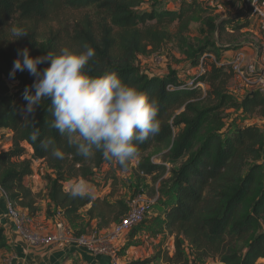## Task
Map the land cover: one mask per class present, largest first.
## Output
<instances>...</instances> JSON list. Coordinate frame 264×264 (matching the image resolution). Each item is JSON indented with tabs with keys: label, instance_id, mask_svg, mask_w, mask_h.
<instances>
[{
	"label": "trees",
	"instance_id": "trees-1",
	"mask_svg": "<svg viewBox=\"0 0 264 264\" xmlns=\"http://www.w3.org/2000/svg\"><path fill=\"white\" fill-rule=\"evenodd\" d=\"M169 1L0 0V132H8L10 138L7 149L0 152V186L25 221H32L42 198L26 181L34 176V162L45 165L50 172L45 196L48 212L55 213L47 216L54 220L59 213L74 238L109 230L127 215L128 204L122 200L111 203L107 197L95 198L90 193L73 197L71 192L81 181L95 183L104 166L110 167L104 180L112 179L116 185L115 174L133 171L132 161L121 167L99 152L89 158L76 155L75 147L49 126L48 100L34 113L40 136L33 142L31 121L24 120L27 102L23 93L35 78L27 70L10 76L18 49L27 47L37 57L57 53L64 46L80 51L88 45L95 50L85 68L89 75L114 71L157 103L161 130L138 144L141 161L135 175L160 183L162 226L174 238L175 247L166 262L264 264V123L259 124L264 122V94L251 87L244 95H235L231 65L217 57L216 62L206 63L207 54L219 55L215 44L188 42L193 23H202L211 38L221 36L233 20L214 16L215 9L204 7L199 0L183 2L176 11L167 9ZM143 4L149 9L141 10ZM258 4L263 6L264 0ZM68 10H93V14L61 28ZM13 27H22L27 36L13 40ZM168 43L177 44L192 69L203 64L204 73L189 80L204 84V91L186 87L188 80H180L174 72L149 76L140 71L138 57ZM229 111L245 118L244 125L227 124ZM256 119L259 122L252 123ZM45 138L55 140V146L65 153L63 160L53 158L50 149L41 146ZM151 150L164 152L162 162L150 159ZM8 250L5 229L0 228V252Z\"/></svg>",
	"mask_w": 264,
	"mask_h": 264
},
{
	"label": "clouds",
	"instance_id": "clouds-1",
	"mask_svg": "<svg viewBox=\"0 0 264 264\" xmlns=\"http://www.w3.org/2000/svg\"><path fill=\"white\" fill-rule=\"evenodd\" d=\"M11 31L16 37L13 40L27 36L22 27ZM94 56L95 50L88 45L80 51L64 46L57 53L37 57L25 47L18 49L10 76L27 70L35 78L23 93L27 102L24 120L31 121L33 142L40 136L34 113L42 101L48 100L47 111L52 116L49 126L75 147L76 155L89 158L99 152L104 159L127 167L139 154L138 144L161 130L157 103L136 86L123 82L114 71L89 75L85 68ZM41 64L48 66L40 69ZM40 143L45 150L50 149L53 158L64 159L65 153L55 146L54 139L45 138ZM86 191V183L81 181L71 196H83Z\"/></svg>",
	"mask_w": 264,
	"mask_h": 264
},
{
	"label": "rangeland",
	"instance_id": "rangeland-1",
	"mask_svg": "<svg viewBox=\"0 0 264 264\" xmlns=\"http://www.w3.org/2000/svg\"><path fill=\"white\" fill-rule=\"evenodd\" d=\"M193 0H170L167 6L168 10H177L180 5L184 3H191ZM204 2V7L214 8V16L217 15L224 19H231L234 21L233 25H228L226 31L221 35H214L208 37L207 28L200 22L193 23L190 26L187 35L188 42L194 46L202 45L206 41L215 44L216 50L219 52L218 56L207 54L206 63L209 65L217 58L219 61H232L235 54L241 50L246 54L254 51L255 59L261 62L262 50L264 48V35L261 31L260 20L257 16H253L252 0H199ZM245 5V9L244 8ZM148 4H143L141 10H148ZM243 12V14H241ZM93 14V10L80 11H66L62 27H71L81 17ZM238 14H241L238 16ZM245 25V28H240ZM54 27H59L54 24ZM172 32L176 31V27L170 28ZM213 56V57H210ZM248 59L246 55V60ZM255 61V60H254ZM218 62V61H217ZM219 63V62H218ZM191 63L182 54L176 43L165 44L159 51L141 55L138 57L137 66L142 73L149 76H166L170 72H174L176 76L182 81L189 80L195 74V70L190 67ZM260 68H263L261 65ZM239 82H233L232 86L235 88ZM237 89H240L239 87ZM227 124L231 126L244 125L245 118L234 111L227 113ZM10 142L8 132H0V152L7 149ZM164 153V152H163ZM158 150H151L148 156L155 162H162L161 155ZM31 153L29 152V156ZM141 158L132 160L133 171L126 173L115 174L118 178L116 185L113 184L112 179L105 181V175L110 172V167L104 166L99 173L96 174L95 183L87 186V191L95 198L104 199L107 197L108 201L114 203L116 200H122L127 203L138 196H141L147 201H154V204L149 207L148 214L145 216L144 222L126 235L119 244V258L124 264H168L165 257H172L175 253L174 238L170 237L163 229L162 215L164 206L162 199L158 194L160 183L154 184L150 178L136 177L135 169H137ZM34 176L27 180V185L33 188L36 193L40 194L42 198L41 203L45 204L46 215H54L55 213L48 212V204L46 203L47 194V177L50 172L47 171L45 165L34 162L33 163ZM113 184V185H112ZM76 184L73 185L72 189ZM88 194V193H87ZM160 198V201H158ZM165 200V199H163ZM21 213V210L17 208ZM113 227V226H112ZM103 232V231H102ZM107 232V230H106ZM0 253V260L4 259ZM207 264H214L211 261Z\"/></svg>",
	"mask_w": 264,
	"mask_h": 264
},
{
	"label": "built area",
	"instance_id": "built-area-1",
	"mask_svg": "<svg viewBox=\"0 0 264 264\" xmlns=\"http://www.w3.org/2000/svg\"><path fill=\"white\" fill-rule=\"evenodd\" d=\"M253 16H257L260 20L261 30L264 35V5L258 4V0H252ZM213 57V56H210ZM216 62V60L214 61ZM261 64L246 63V54L237 52L230 65L234 72L235 79L241 83L243 89L256 87L264 94V48L262 50ZM263 65V68H260ZM204 73L203 64L195 69V75ZM186 87L200 88L205 90V85L196 83L191 79L186 83ZM242 90V88H240ZM8 147V146H7ZM0 196L5 200L7 208V217L11 220L16 231L23 236L30 246H41L44 248H54L60 246L63 242L74 241L78 249H85L93 256H107L110 258L111 264H124L119 258V244L123 238L128 235L135 227H137L148 213L149 207L154 201H147L141 196L131 199L128 202V213L111 229L103 232L91 231L86 235L73 238L71 231L64 221L57 214V217L50 225H38L30 227L27 225L24 217L14 208L8 198L5 190L0 186ZM0 228L7 230V226L0 221Z\"/></svg>",
	"mask_w": 264,
	"mask_h": 264
},
{
	"label": "crops",
	"instance_id": "crops-1",
	"mask_svg": "<svg viewBox=\"0 0 264 264\" xmlns=\"http://www.w3.org/2000/svg\"><path fill=\"white\" fill-rule=\"evenodd\" d=\"M246 7L244 5L243 9H245ZM241 14H243V12ZM241 14H238V16ZM250 51L251 53L249 54H246L244 52L248 57L246 63H257V66L260 65V61H257L255 59V55L253 54L254 51ZM238 52H241V50H239ZM230 63L231 61L227 60H225L224 62V64ZM234 82L236 83L238 81L234 79ZM238 87L242 88V90L237 89ZM248 89L249 88L243 89L241 83H239V85L235 88H231L235 95L237 93L244 95L245 92L248 91ZM256 122H259V120L256 119L252 123ZM263 123V121H260L259 124ZM42 202L43 201H41V203ZM41 203L38 216L32 221L26 222L28 226L37 227L38 225H50L52 224V221L55 220H52V218H48V216L46 215L45 204H42L41 206ZM46 203L49 205L48 201H46ZM86 210L84 211L85 214ZM0 221L7 226L5 234L8 240V244L11 248V250L0 252L2 253L1 256L4 257L2 261L0 260V264H111L110 258L107 256H93L89 254L85 249H78L75 245V242L72 240L70 241V238L67 239L68 241L63 242L60 246H56L54 248L30 246L26 239L16 231V228L12 224L11 220L8 219L5 200L1 196ZM93 224L95 226L96 222H94Z\"/></svg>",
	"mask_w": 264,
	"mask_h": 264
}]
</instances>
